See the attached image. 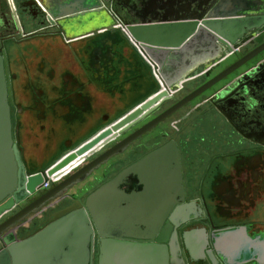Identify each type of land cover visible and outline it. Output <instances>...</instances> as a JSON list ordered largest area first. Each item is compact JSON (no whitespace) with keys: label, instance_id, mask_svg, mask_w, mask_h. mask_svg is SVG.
<instances>
[{"label":"water","instance_id":"95a60500","mask_svg":"<svg viewBox=\"0 0 264 264\" xmlns=\"http://www.w3.org/2000/svg\"><path fill=\"white\" fill-rule=\"evenodd\" d=\"M4 2L13 19L12 0ZM30 3L41 8L58 37L21 35L23 40L16 42L6 37L15 31L18 18L13 23L9 14L6 21L0 19V37H4L0 52V264H105L108 248L137 252L141 264H231L212 230L190 232L188 228L202 214L196 204L185 202L180 158L173 142L94 187L83 201L71 200L63 208L60 204L165 119L167 115H162L119 139L149 117L172 91L200 72L208 76L248 36L264 39V0ZM114 32L120 33L149 71L154 91H147L144 82L138 101L132 89L120 93L123 103L108 104L104 116L87 118L83 125L80 121L85 119L62 114L44 117L45 121L35 115L24 87L47 83L48 76H54L53 49L66 51L91 40L94 46ZM30 48L37 52L26 58L24 53ZM262 52L264 48L214 77L189 101L226 80L245 61L259 58L257 62L264 64ZM108 64L118 66L113 58ZM131 65L129 58L121 61L128 71ZM143 68L139 71L142 81ZM109 77L115 78V73L110 71ZM40 122L50 125L47 134L39 130ZM129 176L137 178L141 191L122 189ZM49 180V187L43 189ZM54 207L60 210L48 219L46 212Z\"/></svg>","mask_w":264,"mask_h":264},{"label":"flooded vegetation","instance_id":"af4514ba","mask_svg":"<svg viewBox=\"0 0 264 264\" xmlns=\"http://www.w3.org/2000/svg\"><path fill=\"white\" fill-rule=\"evenodd\" d=\"M12 3L16 11V17L12 13L13 19L6 3L2 0L5 16L9 14L12 23L16 22L14 18H18L15 31L13 29L9 36H5L6 38L13 37L18 42L23 40L21 35L38 37L46 34L49 37H58L56 29L48 27L45 15L38 5L29 6L30 0H12ZM2 38L4 37H0V52L4 48ZM257 39L261 38L258 35L245 38L242 46L238 47L229 58L223 59L208 76L200 72L197 77L187 80L180 90H174L164 98L165 100L161 101L149 117L133 127L129 133L121 135L120 140L160 116L167 115L163 121L120 155L123 159L118 163L110 164L106 173L96 182H99L94 186L96 188L91 189L96 190L129 166L137 164L148 154L173 142L179 153L181 186L184 189L185 202L195 203L202 214L188 225L190 232L208 228L212 230L211 234H214L239 222L238 220L256 225L258 221L253 215L264 202V64L257 62L259 58L245 61L244 65L232 71L226 80L220 81L191 101L188 98L229 67L243 63L244 58L261 51L264 48V39L259 41ZM91 42L93 40L82 44L84 46L90 43L88 46L93 47L90 51L93 64L90 66L87 64L84 68L87 80L88 78L97 80L106 73L110 76L111 68L106 69L110 58L115 59L118 64H121L123 59L129 58L133 62L134 69L144 67L137 55H134L126 42L121 39L119 32H114L100 44L96 43L93 46ZM120 50L131 53L126 56L123 53L119 55L117 52ZM261 54L264 55V52ZM75 71L74 69L69 73H63L61 84L54 81L55 77L49 78V76L47 83L43 82L37 86L25 84L24 97L26 96L31 102L30 107L35 115H39L44 121V117H54L55 114H62L71 119V115L81 105L74 100L79 95L76 84L78 76ZM142 73L145 84L148 85L147 91H154V81L149 71L143 68ZM226 87L227 89L223 91ZM91 88L96 93V97H99V89L106 93L108 89H113V85ZM140 93L139 89L134 91L135 101L140 99ZM138 95L139 97H136ZM43 123L40 122L39 130L41 133L44 130L47 134L46 129L50 125ZM102 169L103 167L100 171ZM214 174L219 182L216 185H209ZM241 177L246 179L241 180ZM126 180L122 186L126 193L142 190L135 176H129ZM94 190L89 189L83 195H71L61 202V208L71 200L83 201ZM230 196H233V201L230 200ZM59 210L57 207L49 209L46 212L47 218H52V215Z\"/></svg>","mask_w":264,"mask_h":264},{"label":"crops","instance_id":"0c3cea01","mask_svg":"<svg viewBox=\"0 0 264 264\" xmlns=\"http://www.w3.org/2000/svg\"><path fill=\"white\" fill-rule=\"evenodd\" d=\"M0 6H2L0 15H3H1L2 18L0 19L4 22L6 21V16L2 0H0ZM92 50L93 47L88 45L69 47L66 51L63 49H53V78L55 77L56 79L54 81L61 84V76L63 73H69L74 69L76 70L75 73L78 76L76 84H78L79 95L74 100L81 105L74 111L71 118L85 119L84 121H80L81 125L85 124L87 118L104 116L109 111L108 104H112L113 102L123 103L124 100L119 99L120 93L126 94L127 90L130 89L133 91L137 89L142 91L140 85L145 82L140 77V68L137 70L132 66L128 71L118 63V66L111 67V70L109 64L106 67L107 70L115 73V78L109 77V74L106 73L97 80L93 81L89 80V78L87 80L84 68L87 64L88 66L93 64L90 53ZM68 85L71 87V84L68 83ZM107 85H113V89H108L106 93L99 89V97H96L93 88L90 89V87L94 86L101 88ZM60 102L63 104L62 100ZM213 176L210 183H208L209 185H216L219 182L218 177L215 174ZM244 179L246 178L241 177V180ZM230 200L233 201V196H230ZM253 217L258 221L256 225H249L246 222H242V220H238L239 222L229 225L228 228L214 233L215 240L217 239L218 242L217 245L226 252L228 261L231 264H264V202L259 205L258 211ZM205 229L210 232L208 228ZM135 253L137 252L108 248L105 264H141L138 255H135Z\"/></svg>","mask_w":264,"mask_h":264},{"label":"rangeland","instance_id":"374dc122","mask_svg":"<svg viewBox=\"0 0 264 264\" xmlns=\"http://www.w3.org/2000/svg\"><path fill=\"white\" fill-rule=\"evenodd\" d=\"M60 43L62 44V41L60 40ZM37 51L34 48H30L28 49L25 53L24 56L26 58L31 57L33 54H35ZM20 56V55H17ZM121 159H123L122 156L117 157L115 159H113L110 164H115L118 163ZM107 167L103 168L100 172H98L97 174H95L92 178H90L87 182H85L84 184H82L81 186H79V188H77L76 190L72 191L71 194H80L83 195L84 193L87 192V190H92L91 188H93L94 186H96L98 183H96L97 181L100 180V178L103 176L104 173H106L107 171ZM111 168V167H110ZM109 168V169H110ZM109 171V170H108Z\"/></svg>","mask_w":264,"mask_h":264},{"label":"bare ground","instance_id":"6f19581e","mask_svg":"<svg viewBox=\"0 0 264 264\" xmlns=\"http://www.w3.org/2000/svg\"><path fill=\"white\" fill-rule=\"evenodd\" d=\"M69 89V88H68ZM249 167V166H248ZM48 184H50L51 183V181L49 180L48 182H47ZM224 183V182H223ZM46 184V183H45ZM44 185V184H43ZM43 185H42V187H43ZM192 200V199H191ZM189 201V200H188ZM195 204V203H194ZM264 244V243H263ZM232 245V244H231ZM225 247V246H224ZM227 247V246H226ZM231 256V255H230ZM257 260V259H256ZM264 263V262H263Z\"/></svg>","mask_w":264,"mask_h":264},{"label":"built area","instance_id":"2783aa9c","mask_svg":"<svg viewBox=\"0 0 264 264\" xmlns=\"http://www.w3.org/2000/svg\"><path fill=\"white\" fill-rule=\"evenodd\" d=\"M49 185H50V184L46 183V184L43 185L42 188L45 189V188L49 187Z\"/></svg>","mask_w":264,"mask_h":264}]
</instances>
